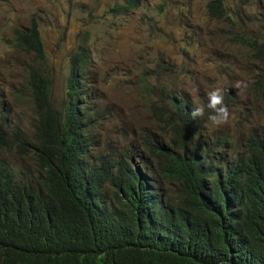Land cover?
<instances>
[{
  "label": "trees",
  "instance_id": "trees-1",
  "mask_svg": "<svg viewBox=\"0 0 264 264\" xmlns=\"http://www.w3.org/2000/svg\"><path fill=\"white\" fill-rule=\"evenodd\" d=\"M119 1V11L139 7ZM225 10L224 0L207 5L213 19H228ZM259 26L255 37L233 39L260 63L264 94V7ZM14 45L33 61L25 88L34 143L17 131L6 141L0 135V149L31 162L26 173L0 161V264H264V130L248 134L243 155L229 157L225 136L205 139L199 130L195 105L165 94L164 112H155L162 140L148 135L95 157L90 50L79 46L70 56L56 108L36 19L15 31Z\"/></svg>",
  "mask_w": 264,
  "mask_h": 264
},
{
  "label": "rangeland",
  "instance_id": "rangeland-1",
  "mask_svg": "<svg viewBox=\"0 0 264 264\" xmlns=\"http://www.w3.org/2000/svg\"><path fill=\"white\" fill-rule=\"evenodd\" d=\"M211 1L139 0L137 9L119 11V0H0L2 139L17 131L20 141L34 143L35 115L25 88V69L33 61L14 45L15 31L34 18L56 108L64 99L70 56L79 46L90 50V117H97L93 134L99 139L89 148L91 155L120 152L148 135L162 140L166 130L150 112L157 100L173 91L206 105L215 86L224 89L231 117L211 127L207 110L204 133L230 136L240 147L250 132L264 130V94L257 83L260 63L233 38L255 37L264 0H224L229 18L221 20L209 16ZM238 80L254 83L241 90ZM0 161L26 173L31 167L16 149H0Z\"/></svg>",
  "mask_w": 264,
  "mask_h": 264
},
{
  "label": "clouds",
  "instance_id": "clouds-1",
  "mask_svg": "<svg viewBox=\"0 0 264 264\" xmlns=\"http://www.w3.org/2000/svg\"><path fill=\"white\" fill-rule=\"evenodd\" d=\"M86 48H88V47H86ZM252 83H254V80H247V81L238 80L235 83V87L237 89L246 90ZM163 88H165V87H161L160 89H163ZM195 91L198 92L199 89H195ZM167 94H174V93H173V91H168ZM178 98L186 99L185 97H178ZM189 103L192 105H195L191 102H189ZM195 106L196 107H193L190 115L193 119L200 118L201 126L199 127V130L204 135H205L204 130H203V126L205 123L204 117L206 115L207 110H208L207 111V122L211 127L223 126V125L227 124L230 120L231 113L229 111L228 106L225 104L224 89L220 86L213 87L212 90L207 93V104L206 105H200V106L195 105ZM156 107L161 108V110H156L153 112L151 109L150 112L153 113L154 115H155V112L156 113H159L160 111L164 112L165 109H164L163 99L157 100ZM156 118H157V116H156ZM159 124H161V123H159ZM161 125H163V124H161ZM222 136H225L223 139V142H222L223 143L222 144L223 151H224V153H227L229 155V157L237 158L238 156H241L245 153L246 148H245V146L243 147L245 140L242 143V145H240V147H238L236 142L233 141V139L230 136L221 135V134H218L215 132L211 133L210 136L205 135V139H208L209 137L213 138V137H222ZM94 137L98 143L99 139L95 135H94ZM144 140H145V137L141 140V142L139 144H143ZM97 143L95 142V144H97ZM225 146L227 148H224Z\"/></svg>",
  "mask_w": 264,
  "mask_h": 264
}]
</instances>
